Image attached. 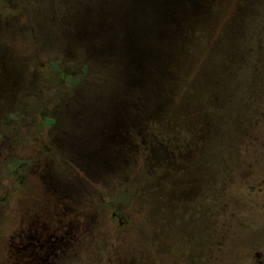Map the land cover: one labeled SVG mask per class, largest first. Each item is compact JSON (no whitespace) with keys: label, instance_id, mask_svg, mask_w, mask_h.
<instances>
[{"label":"rangeland","instance_id":"rangeland-1","mask_svg":"<svg viewBox=\"0 0 264 264\" xmlns=\"http://www.w3.org/2000/svg\"><path fill=\"white\" fill-rule=\"evenodd\" d=\"M69 1L80 0H0V264L24 262L16 250L30 229L57 239L69 230L52 264H256L264 0H204L167 65L159 104L147 98L122 120L133 164L109 188L86 183L92 193L80 201L42 185L67 167L51 161L59 116L94 82L82 62L45 44L63 28Z\"/></svg>","mask_w":264,"mask_h":264},{"label":"trees","instance_id":"trees-1","mask_svg":"<svg viewBox=\"0 0 264 264\" xmlns=\"http://www.w3.org/2000/svg\"><path fill=\"white\" fill-rule=\"evenodd\" d=\"M66 5L64 29L51 34L45 44L62 57L82 62L94 82L78 92L59 116V137L53 142L57 155L51 161L67 167L62 177L47 173L48 181L42 185L50 192L66 193L67 199L75 192L77 199H84L92 193L87 185L109 188L105 184L133 164L122 120L128 123V113L144 106L147 98H153L154 106L159 104L167 65L204 14L205 4L204 0H80ZM61 21L54 19L50 25ZM34 37L43 39L36 31ZM153 152L152 161L164 154Z\"/></svg>","mask_w":264,"mask_h":264},{"label":"flooded vegetation","instance_id":"flooded-vegetation-1","mask_svg":"<svg viewBox=\"0 0 264 264\" xmlns=\"http://www.w3.org/2000/svg\"><path fill=\"white\" fill-rule=\"evenodd\" d=\"M39 28L42 27H35V31ZM66 227L70 229L68 226ZM31 230L28 231L29 235L25 236V242L21 243L22 245L16 250L20 257H25L24 262H21V264H52L49 260L51 256L56 257V253H54V250L57 249L56 244H59L60 253H65L63 249H67L69 243V241L65 240L69 235V230L64 233L65 236H61L58 239L55 236H43L36 230ZM254 256L258 259L256 260V264H264V250L263 252L256 253Z\"/></svg>","mask_w":264,"mask_h":264}]
</instances>
